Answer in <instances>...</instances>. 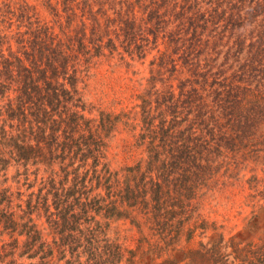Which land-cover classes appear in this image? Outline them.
I'll return each instance as SVG.
<instances>
[{"label": "rangeland", "instance_id": "374dc122", "mask_svg": "<svg viewBox=\"0 0 264 264\" xmlns=\"http://www.w3.org/2000/svg\"><path fill=\"white\" fill-rule=\"evenodd\" d=\"M234 1L241 27L232 29L224 20L216 27L207 24L202 43L214 27L216 34L202 44L199 65L219 73L209 75L208 83L229 85L239 94L232 107L206 98L204 113L192 110L202 89L194 84L199 77L190 64L183 65L188 51L169 40L177 32L175 15L207 16L216 0H0V38L8 36L0 42L4 53L24 46L17 44L36 29L47 28L59 38L67 75L76 81L75 89L65 85L72 101L59 105L64 119L54 142L71 148L59 145L47 156L56 158L51 164L59 194L74 184V174L85 179L83 192L58 207L55 191L44 204L32 196L35 208L20 217L28 210V195L48 173L43 165L38 171L29 165L23 174L26 167L4 149L2 156L10 161L0 172V190L6 189L10 203L0 212H14L17 225L11 231L0 224V264H264V0ZM255 1L260 11L247 18ZM125 21L134 27L130 44L121 30ZM78 33L84 34L86 49L74 43ZM100 34L97 49L89 41ZM140 46L144 52L138 53ZM167 56L177 63L175 78L169 77L170 64L160 65ZM187 78L197 89L195 103L173 115L179 125L163 140L157 127L169 126L172 116L160 115L166 108L162 101L170 86L177 95L176 85ZM141 97L150 101L149 124L141 115ZM76 111L83 117L78 124L71 123ZM151 148L159 161L148 169ZM171 160L180 169L160 168ZM65 237L77 243L63 246Z\"/></svg>", "mask_w": 264, "mask_h": 264}, {"label": "trees", "instance_id": "16d2710c", "mask_svg": "<svg viewBox=\"0 0 264 264\" xmlns=\"http://www.w3.org/2000/svg\"><path fill=\"white\" fill-rule=\"evenodd\" d=\"M223 1L225 0H216L214 8L207 16L204 13H197L188 18L183 14L174 16L175 20L178 21L177 32L169 40V43H181V47H184L186 51H188L183 52L185 54L183 59V63L185 64L183 65L187 66L186 64H190V67L193 70V75H195L196 78L199 77L194 84H201L202 98L198 97V99L201 100L200 103H197L195 105L196 107H191L192 102L193 104L195 103V93H197V89L192 86V83L188 78L180 81L176 85V89L178 91L177 95H175L173 87H169L170 95L162 101L166 104V108L160 113V115L169 113L172 116V120L170 121L169 126L160 125L157 127L162 131V135L160 137L163 138V140L173 134L169 133L171 129H177L179 124L175 122V116L173 115L176 114L178 110H181L182 112L189 106L192 110L200 108L201 112L206 113V110L209 108L207 105L208 103H206V98H212V103L221 108L225 101H228L231 107L235 104V100L239 94L238 91H234L236 88L229 85H221L220 83H217L218 85L214 86L216 81L208 83L209 75L218 77L219 73H211L210 68H207L208 65L205 67H202L203 65H199L201 62L199 56H201L204 52L203 45H207V40H209L210 37L215 38V25H218V23L222 20L226 21V25H230L232 29L236 27L239 28L242 25L241 23H238L239 16L237 14V9H240V6H238L239 4H237L234 0ZM252 1L253 0H250V3H252ZM224 4L229 5L228 8H221V5ZM260 8L261 5L255 1L254 6H248L245 12L246 17L253 18L258 15ZM123 23L124 28H121V30L124 33L125 41L127 42L128 40V43L130 44L128 38L131 36L134 27L127 21ZM209 23L215 26L214 29L212 28L210 30L213 36L208 35L206 43L203 44L201 41L202 34L207 30L206 27ZM30 34L31 35L28 34L29 37L24 42L22 40L19 41L17 45L24 43V46L18 48L15 52L8 48L6 53H4L0 46V172L6 171L9 164L10 159L2 156L4 149H8V154L16 160L15 162L17 164L21 163V165L26 167L23 174L27 175L29 165H36V171H38L39 165H43L46 167L45 171L48 173V177L42 179V184L41 187L38 188V191L36 193L31 191L28 195V199L26 201L28 210L26 211V209H24L23 214L20 217H24L25 214L28 215V213L32 212L35 208L36 204L32 203V196H36L35 203L38 204L41 202L44 204L47 201V196L55 191L57 192L54 195L56 200H54L53 203L55 204V207H58L59 203L67 202L72 195L77 193L81 194L84 190L83 184L85 180L83 178L78 179L73 172L74 184L71 187L62 189L61 192L63 193L59 194V188L55 182V176L58 175V172L53 169V164H51L52 160L56 158L47 156V154L52 155L54 153L52 148L57 149L59 148V145H61L62 149L65 147L71 148L68 143L58 144L54 141H56L57 137L55 134L59 131V121L63 122L64 119L59 113V105L64 104L66 106L67 103L72 101L70 96L71 90H68L65 85L68 83L72 89H75L74 84L76 80H71V77L73 76L67 75V57L60 50L59 38L56 39V36H54L47 28L36 29ZM179 34H181L182 37L174 39ZM17 36H19V34ZM186 36H188L187 39H185ZM103 37L104 34H100L96 36L97 40H91L89 43L94 47L98 45L96 47H98L97 49H100ZM3 38L6 40L8 36L3 35ZM3 38H0L1 43L3 42ZM74 40V43L76 42L81 49H86L84 46L85 42L83 33L76 34ZM109 42H112V40L109 39L107 41L108 45ZM61 45V48L63 49L65 45ZM143 47L145 46L139 47L138 53L142 50V52H144ZM178 48L179 47H177L176 50H178ZM98 51L99 50L95 51L96 55H98ZM174 53H176V51H174ZM193 55L194 59L189 63V58H192ZM196 59L198 63L196 62ZM88 60L86 61L88 62ZM166 62L167 64H170L171 67L169 77L174 76L175 78L173 73H177L178 71L176 61L171 58V56H167L166 59L160 58V65H165ZM255 71L256 69H252L250 71H246V73L243 72L242 75H251ZM59 78L62 80L59 81ZM225 89V93L227 95L226 99H221ZM8 91H13L14 96L9 97ZM231 93L233 94L231 95ZM175 96H177L176 99ZM229 97H231L234 101L228 100L230 99ZM141 101L140 108L142 110L141 115L143 117V121H145V124H149L150 122L146 123V119L148 117L147 115L150 114V110L148 111L146 109L148 105H150V101H147L146 98L142 97ZM73 107L78 106L75 104ZM57 113L58 118L55 116ZM74 115L77 116V119L71 120V123L78 124V120H82L83 117L81 114H77V111L74 112ZM147 127L149 126L147 125ZM149 131L155 135L157 134L156 129ZM51 137H53L51 139L52 142H49V138ZM81 138L83 139V136ZM79 144L81 143H78L77 146ZM46 146L48 147L47 149L44 148ZM81 150L82 148L79 147L77 152H80ZM88 152H91V150L89 149ZM148 152L149 161L147 168L150 169L159 161V155L154 148H151V150L149 149ZM57 158L59 157L57 156ZM171 162H173L171 165H167L166 162L162 161L160 168L162 170L167 168L180 169L179 164H175L177 162L176 160H171ZM17 174L22 173H19L18 171ZM67 175L68 174L66 173V176ZM162 175L163 174H157V176ZM164 175L169 176L168 173ZM24 180L27 181V178H24ZM1 184L2 181H0V185ZM32 186L33 185L28 182L27 187L32 188ZM44 190H46L45 193H43ZM5 192L6 189L3 191L0 190V206L4 204L7 206L10 203L9 196H3ZM57 197H59V199ZM79 200L81 201V196L74 199V201ZM81 203L84 206H87L85 202ZM65 214L66 212L64 215ZM13 217L14 212H0V224H2L4 230H14L17 223ZM73 243L77 242L75 240L72 241V239L67 237L61 239V244L63 246H69L72 248ZM70 250L71 253L74 252V249Z\"/></svg>", "mask_w": 264, "mask_h": 264}]
</instances>
